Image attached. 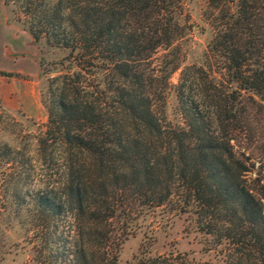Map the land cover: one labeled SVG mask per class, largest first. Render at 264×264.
I'll list each match as a JSON object with an SVG mask.
<instances>
[{
  "label": "trees",
  "instance_id": "1",
  "mask_svg": "<svg viewBox=\"0 0 264 264\" xmlns=\"http://www.w3.org/2000/svg\"><path fill=\"white\" fill-rule=\"evenodd\" d=\"M179 2L4 0L36 42L68 50L60 64L71 62L77 72V85H70L68 94L65 81L60 95L52 92L41 141L45 151L51 140L60 139L70 150L65 154L75 155L58 172L49 167L40 188L45 194L38 195L34 205V217L67 221L75 243L74 264H118L119 243L101 228L114 212L107 197L113 186L135 187L145 196L150 192L155 205H162L179 182L186 192L182 205H198L202 231L206 218L212 222L211 206L220 205L226 229L219 239L264 251V178L247 181L251 170L232 144L234 134L251 128L252 113L261 106L256 98L264 100V0H232L233 7L217 19L203 65L183 67L176 86L185 125L181 128L166 123L155 110L147 86L150 77L142 69L159 48H170L184 36L177 19ZM171 62L162 70L166 76L156 94L164 93L170 73L182 65L178 61L168 67ZM44 65L41 59L42 74ZM0 76L29 78L1 71ZM87 79L96 85H84ZM96 90L103 99H85ZM128 121L138 135L129 134ZM18 155L0 142V188L12 187ZM94 172L99 173L96 179ZM92 218L102 224L89 227ZM234 260L228 264H243Z\"/></svg>",
  "mask_w": 264,
  "mask_h": 264
},
{
  "label": "rangeland",
  "instance_id": "2",
  "mask_svg": "<svg viewBox=\"0 0 264 264\" xmlns=\"http://www.w3.org/2000/svg\"><path fill=\"white\" fill-rule=\"evenodd\" d=\"M179 1L177 19L184 27V36L170 48H159L142 69L152 80L147 86L155 110L166 123L181 128L185 125L176 97L181 71L185 66L203 65L217 19L234 4L232 0ZM12 10V6L0 0L1 50L10 51L12 73L29 78H0V142L8 143L19 152V164L12 169V187L0 188V264H74L75 243L68 234L67 221L34 217V205L38 195L45 194L40 188L47 179L49 167L58 172L65 167L68 157L75 155L74 152L65 154L68 146L59 138L51 140V146L45 151L41 141L46 137L49 121L46 104L54 98L52 92L55 97L60 95L65 81L68 94L70 85H77V72L71 62L60 64L69 56L68 50L49 48L44 40L36 42L18 23ZM260 23L264 35V15ZM41 59L45 61L43 74ZM178 61L182 65L170 73L169 86L164 87L162 95L156 94L160 91L159 81L166 76L162 71L165 65L171 62L168 67H173ZM109 79H113L112 74ZM84 83L90 85L92 80ZM101 93L96 90L93 97L83 93L81 96L97 102L104 97ZM256 100L261 106L255 107L252 113L251 128L245 134H234L232 141L234 152L251 170L246 176L248 182L264 178V100ZM127 127L130 135H138L131 121ZM155 145L159 147L158 140ZM98 174L94 172L92 178H98ZM185 193V188L177 182L168 200L155 205L150 192L145 196L135 187L113 186L107 193L114 209L112 218L106 226L97 218L87 220V225L95 228L98 223L102 224L101 228L111 241H118V264H228L234 259H241L243 264H264V251L254 252L246 244H230L219 239L226 229V217L220 205L211 206L212 222L206 218V229L202 231L196 214L198 205H182ZM184 209L187 212H183Z\"/></svg>",
  "mask_w": 264,
  "mask_h": 264
},
{
  "label": "crops",
  "instance_id": "3",
  "mask_svg": "<svg viewBox=\"0 0 264 264\" xmlns=\"http://www.w3.org/2000/svg\"><path fill=\"white\" fill-rule=\"evenodd\" d=\"M9 54L10 51H8V49L1 50V40H0V71L1 72L12 73V58L10 57ZM0 78L12 80V78L3 77V76H0Z\"/></svg>",
  "mask_w": 264,
  "mask_h": 264
}]
</instances>
